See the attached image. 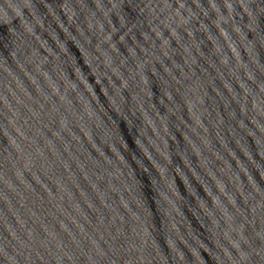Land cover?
Here are the masks:
<instances>
[{"label": "water", "instance_id": "1", "mask_svg": "<svg viewBox=\"0 0 264 264\" xmlns=\"http://www.w3.org/2000/svg\"><path fill=\"white\" fill-rule=\"evenodd\" d=\"M0 264H264V0H0Z\"/></svg>", "mask_w": 264, "mask_h": 264}]
</instances>
